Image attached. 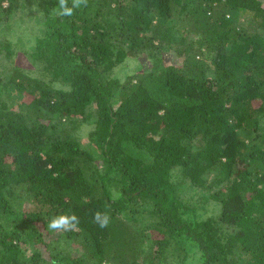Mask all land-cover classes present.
<instances>
[{"label":"trees","instance_id":"16d2710c","mask_svg":"<svg viewBox=\"0 0 264 264\" xmlns=\"http://www.w3.org/2000/svg\"><path fill=\"white\" fill-rule=\"evenodd\" d=\"M55 6L0 0V264H264V0Z\"/></svg>","mask_w":264,"mask_h":264},{"label":"clouds","instance_id":"9594fccd","mask_svg":"<svg viewBox=\"0 0 264 264\" xmlns=\"http://www.w3.org/2000/svg\"><path fill=\"white\" fill-rule=\"evenodd\" d=\"M89 0H56L53 9L56 17H72L74 13L88 7ZM93 222L101 229H106L111 223L107 211H95L92 215ZM79 226V217L75 213H60L53 215L47 222V230L52 233H67Z\"/></svg>","mask_w":264,"mask_h":264},{"label":"rangeland","instance_id":"374dc122","mask_svg":"<svg viewBox=\"0 0 264 264\" xmlns=\"http://www.w3.org/2000/svg\"><path fill=\"white\" fill-rule=\"evenodd\" d=\"M19 53H18V55H17V61L19 62V63H27L28 64V60L26 59L27 58V55H26V53H24V52H20V51H22V50H17ZM18 95H22L21 93H18Z\"/></svg>","mask_w":264,"mask_h":264}]
</instances>
